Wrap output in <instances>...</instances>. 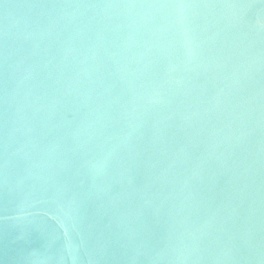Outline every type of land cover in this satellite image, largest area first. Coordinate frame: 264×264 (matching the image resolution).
Listing matches in <instances>:
<instances>
[{
    "label": "water",
    "instance_id": "water-1",
    "mask_svg": "<svg viewBox=\"0 0 264 264\" xmlns=\"http://www.w3.org/2000/svg\"><path fill=\"white\" fill-rule=\"evenodd\" d=\"M0 264H264V0H0Z\"/></svg>",
    "mask_w": 264,
    "mask_h": 264
}]
</instances>
